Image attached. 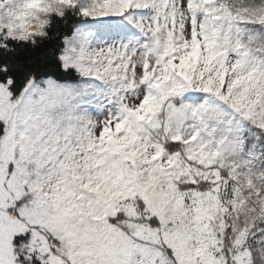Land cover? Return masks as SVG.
Returning a JSON list of instances; mask_svg holds the SVG:
<instances>
[{"label":"snow or ice","instance_id":"obj_1","mask_svg":"<svg viewBox=\"0 0 264 264\" xmlns=\"http://www.w3.org/2000/svg\"><path fill=\"white\" fill-rule=\"evenodd\" d=\"M0 264H264V0H0Z\"/></svg>","mask_w":264,"mask_h":264}]
</instances>
